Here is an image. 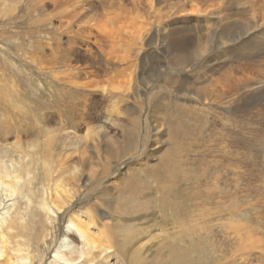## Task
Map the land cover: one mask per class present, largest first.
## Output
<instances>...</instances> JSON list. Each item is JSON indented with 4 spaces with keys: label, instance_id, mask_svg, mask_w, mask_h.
Wrapping results in <instances>:
<instances>
[{
    "label": "rangeland",
    "instance_id": "obj_1",
    "mask_svg": "<svg viewBox=\"0 0 264 264\" xmlns=\"http://www.w3.org/2000/svg\"><path fill=\"white\" fill-rule=\"evenodd\" d=\"M11 1L0 14V99L11 88L0 147L95 132L122 94L158 100L145 103L151 115L171 112L140 165L117 164L134 162L117 184L139 183L109 189L124 242L109 264H176L177 253L191 264H264V0ZM134 117L153 135L146 115ZM159 184L169 189L160 210L151 204L167 198Z\"/></svg>",
    "mask_w": 264,
    "mask_h": 264
},
{
    "label": "bare ground",
    "instance_id": "obj_2",
    "mask_svg": "<svg viewBox=\"0 0 264 264\" xmlns=\"http://www.w3.org/2000/svg\"><path fill=\"white\" fill-rule=\"evenodd\" d=\"M18 2L20 0L15 1ZM13 3L11 0H0V14L3 17L7 15L10 10L8 7H12ZM0 72L5 74L8 70L3 69ZM5 85L6 95L3 94L4 99L0 100L10 104L11 88ZM135 88L137 89V86ZM121 96L125 97L121 99V106L118 107L119 102L113 104L110 118H104L101 121L103 126L95 132L88 127L87 132L80 136L75 132L78 128H74V132L57 131L56 134L49 136L50 132L47 131V135L44 132L46 138L41 144L23 147L15 142L11 146L0 147V195H2L0 203H4L0 208V211L3 210L0 212V264H109L122 252L124 242H119L115 234L111 220L113 217L109 212L111 204H106L107 201L117 199V196L109 193V189L124 186L132 190L133 186L139 183L136 180L139 177L133 175L127 182L117 184L118 179L123 180L126 175L125 170H131L134 162L130 165L121 163L122 166L117 164L125 158L135 157L137 164L140 165L146 156L147 146L150 142L158 144L155 140L165 127L161 122H157L158 117L161 116L163 121V117L167 118L171 112L149 114L147 111L149 106L145 107V103H149L151 95L146 100L143 94ZM157 104L158 100L153 102V99L149 103L152 109L157 108L160 103ZM3 107L10 108L8 104ZM133 114L146 115L143 121L146 122V127L153 130V135L148 131L143 136L139 133L140 120ZM146 127L143 125V129ZM109 131L117 132L107 137ZM139 142L141 148L138 147ZM75 159L81 165L80 168L73 164L75 162H71ZM108 161L113 162L108 165ZM113 168H116V171L111 177L112 182L103 186L102 181L110 177ZM121 169L123 172H120ZM91 190L98 192V196L89 204ZM167 190L169 189L158 185V192L165 193L167 198H161L155 206L151 203L152 207L159 210L163 208L161 206L169 200ZM80 196L82 198L79 199ZM4 201H11V204L5 207ZM21 202H25L26 205L23 209ZM35 202L40 203L38 207L34 205ZM179 208L180 205L173 204L172 210ZM113 210L118 211L117 208ZM101 217L111 221L102 222ZM63 232L61 239L60 235ZM44 246L49 251L48 255H45ZM170 259L176 260V264H191L187 262L189 259L178 253L176 256L172 254ZM131 261L130 256L128 264Z\"/></svg>",
    "mask_w": 264,
    "mask_h": 264
}]
</instances>
